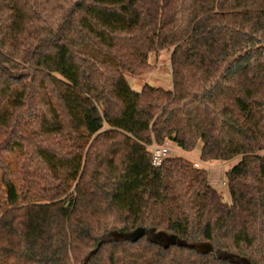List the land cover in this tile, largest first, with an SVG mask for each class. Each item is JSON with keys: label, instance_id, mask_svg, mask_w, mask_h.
I'll use <instances>...</instances> for the list:
<instances>
[{"label": "trees", "instance_id": "trees-1", "mask_svg": "<svg viewBox=\"0 0 264 264\" xmlns=\"http://www.w3.org/2000/svg\"><path fill=\"white\" fill-rule=\"evenodd\" d=\"M161 54L172 87L134 90ZM167 143L239 159L228 200L154 166ZM15 152L25 196L58 167L75 189L20 204ZM0 171V264H264V0H0Z\"/></svg>", "mask_w": 264, "mask_h": 264}, {"label": "rangeland", "instance_id": "rangeland-1", "mask_svg": "<svg viewBox=\"0 0 264 264\" xmlns=\"http://www.w3.org/2000/svg\"><path fill=\"white\" fill-rule=\"evenodd\" d=\"M129 82L131 86L135 84L134 88L139 92L142 91L146 83L170 89L172 87V76L169 70V56L166 54H161L157 56L154 62V68H152L151 71L146 72L140 78L131 77L129 78ZM166 145L169 147L170 150L169 156H182L188 158L194 163V165L195 163H199L200 168L205 169L207 171L209 184L214 188H217L224 192L223 194H225V198L228 200V195H226L227 188L225 174L239 161V159H236L232 162H202L199 160L198 157L200 153L201 144L197 146L196 151L193 153L183 152L172 143H167ZM5 157L10 164V169L13 174L12 179L18 190L20 204L30 202L45 203L49 200L66 196L67 194L71 193L76 187V177H74V175L69 173L67 170L58 167L59 177L54 182L53 188L48 187L45 181L41 179V176L37 174L36 178L38 180V186L35 187L31 194L25 196L23 192L24 185L21 181L20 174L22 164L25 158L24 154L21 152H15L14 154L6 155ZM59 183H62V185H56ZM6 193V188L2 181V173L0 171V210L4 207V205L1 206V204H3L4 198H6ZM150 238L162 244H167L171 241L170 237L163 233H154L150 235ZM195 246L199 247L198 245Z\"/></svg>", "mask_w": 264, "mask_h": 264}, {"label": "built area", "instance_id": "built-area-1", "mask_svg": "<svg viewBox=\"0 0 264 264\" xmlns=\"http://www.w3.org/2000/svg\"><path fill=\"white\" fill-rule=\"evenodd\" d=\"M152 152V162L154 166H160L164 160L169 156L170 150L169 147L166 146H157L153 144L151 147ZM196 168H200L199 163H195Z\"/></svg>", "mask_w": 264, "mask_h": 264}, {"label": "crops", "instance_id": "crops-1", "mask_svg": "<svg viewBox=\"0 0 264 264\" xmlns=\"http://www.w3.org/2000/svg\"><path fill=\"white\" fill-rule=\"evenodd\" d=\"M134 85H135V84H134ZM134 85H132V88H133V89H135V88H134ZM138 88H139V86H138ZM135 90H136V89H135ZM136 91H138V90H136Z\"/></svg>", "mask_w": 264, "mask_h": 264}]
</instances>
